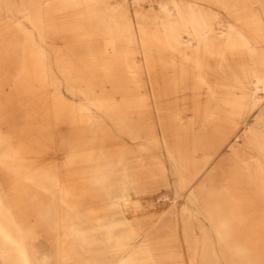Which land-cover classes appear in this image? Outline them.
Wrapping results in <instances>:
<instances>
[{"label":"rangeland","instance_id":"rangeland-1","mask_svg":"<svg viewBox=\"0 0 264 264\" xmlns=\"http://www.w3.org/2000/svg\"><path fill=\"white\" fill-rule=\"evenodd\" d=\"M0 264H264V0H0Z\"/></svg>","mask_w":264,"mask_h":264},{"label":"bare ground","instance_id":"bare-ground-1","mask_svg":"<svg viewBox=\"0 0 264 264\" xmlns=\"http://www.w3.org/2000/svg\"><path fill=\"white\" fill-rule=\"evenodd\" d=\"M186 18H188V17H186ZM205 21V20H204ZM206 24V23H205ZM208 24V23H207ZM207 29V28H206ZM208 31V30H207ZM189 35V34H188ZM210 35V34H209ZM228 35V34H227ZM202 39V38H201ZM253 81V80H252ZM261 83V80L259 81V84ZM255 84H256V82H255ZM29 261H30V259H29Z\"/></svg>","mask_w":264,"mask_h":264}]
</instances>
